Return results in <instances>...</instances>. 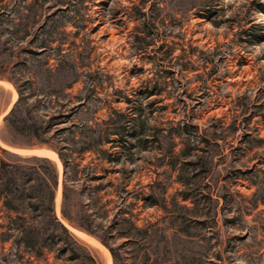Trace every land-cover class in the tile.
<instances>
[{"label":"rangeland","instance_id":"rangeland-1","mask_svg":"<svg viewBox=\"0 0 264 264\" xmlns=\"http://www.w3.org/2000/svg\"><path fill=\"white\" fill-rule=\"evenodd\" d=\"M20 98L117 264H264V0H0V146L56 151ZM47 157L78 244L4 239L0 200V264H107Z\"/></svg>","mask_w":264,"mask_h":264},{"label":"trees","instance_id":"trees-1","mask_svg":"<svg viewBox=\"0 0 264 264\" xmlns=\"http://www.w3.org/2000/svg\"><path fill=\"white\" fill-rule=\"evenodd\" d=\"M20 105L21 98L6 115L5 121L14 128L32 131L38 138L37 144H47L53 147L59 153L63 162L62 216L78 227L99 237L102 243L109 248L117 264L119 256L116 249L93 228L92 220H90L91 215L81 214L76 217L69 208V201L72 199V192L76 186L75 183L81 180L73 179L70 181L68 176L70 163L57 146L54 138H42L40 136L44 129L46 131V126L44 128L45 121L40 116L31 115L32 113L29 110L26 111L25 115L18 114ZM97 139V141H104L101 138ZM107 139L112 141L110 137ZM90 147L91 145L88 144L81 150L85 151ZM0 151L2 152L0 156V200L3 201L4 206L10 212L9 221L3 226L5 229L1 234L4 236L3 238L14 237L16 243L23 244L31 249L52 248L54 244H78L74 234L56 212L55 199L59 187V172L56 162L47 156H25L1 146ZM86 182L83 181L82 185L86 186ZM101 187L102 184L95 186L97 189ZM73 206L84 208L85 204L82 200H79ZM91 259L95 261L94 258L91 257Z\"/></svg>","mask_w":264,"mask_h":264},{"label":"bare ground","instance_id":"bare-ground-1","mask_svg":"<svg viewBox=\"0 0 264 264\" xmlns=\"http://www.w3.org/2000/svg\"><path fill=\"white\" fill-rule=\"evenodd\" d=\"M16 97H17V94L15 95L14 100L16 99ZM16 150L19 151V152H27L28 151L26 149H16ZM33 152L50 156L51 158L57 160L59 162L60 166L62 167V163H61L60 157H59V155H58V153L56 151L49 150V149H46V148H37V149H33ZM60 200H61V189L59 187V191H58V194H57V209H58V211L60 210ZM73 229L75 230V232L80 237H82L83 239L87 240L89 243L95 245L96 247H98L101 250L102 254L104 255V257L106 259V263L107 264H112V254H111L110 250L102 242H100V240H98L96 237H94L93 235H91V234H89L87 232H84L82 230L76 229L74 227H73Z\"/></svg>","mask_w":264,"mask_h":264}]
</instances>
